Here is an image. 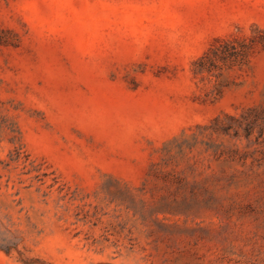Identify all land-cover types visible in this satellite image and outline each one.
Masks as SVG:
<instances>
[{
    "label": "rangeland",
    "instance_id": "obj_1",
    "mask_svg": "<svg viewBox=\"0 0 264 264\" xmlns=\"http://www.w3.org/2000/svg\"><path fill=\"white\" fill-rule=\"evenodd\" d=\"M264 0H0V264H264Z\"/></svg>",
    "mask_w": 264,
    "mask_h": 264
},
{
    "label": "trees",
    "instance_id": "obj_2",
    "mask_svg": "<svg viewBox=\"0 0 264 264\" xmlns=\"http://www.w3.org/2000/svg\"><path fill=\"white\" fill-rule=\"evenodd\" d=\"M257 29L261 32L260 36L250 37V42H244L243 49H241V51H238L237 52L238 54H241V55L247 54L250 51V49H252L253 45L259 41H261L262 44L264 45V29H259L258 27Z\"/></svg>",
    "mask_w": 264,
    "mask_h": 264
}]
</instances>
